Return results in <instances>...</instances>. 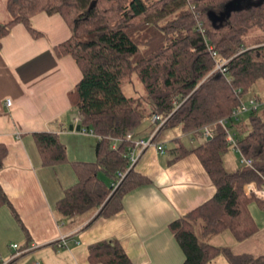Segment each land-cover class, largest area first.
<instances>
[{"label":"trees","instance_id":"16d2710c","mask_svg":"<svg viewBox=\"0 0 264 264\" xmlns=\"http://www.w3.org/2000/svg\"><path fill=\"white\" fill-rule=\"evenodd\" d=\"M230 1H7L12 19L0 24V50L3 38L17 24H24L33 37H41L32 18L42 12L60 14L72 29L73 35L54 51L59 57L71 55L81 69L82 79L70 92V100L82 128L99 137L96 161L72 162L79 181L58 201L59 214L72 218L98 210L97 217H111L122 210L123 196L147 181L130 168L133 142L127 135L137 137L148 109L151 116L157 111L168 117L158 138L174 128L204 136V126L230 117L244 95L264 81V1L246 0L243 9L214 23L210 13L220 15ZM222 61L226 71H215ZM134 75L145 90L143 99L127 96L123 90V80ZM244 115L231 119L227 129L218 124L212 136L192 149L177 139L179 154L174 160L195 153L216 186L210 200L170 225L185 252L183 264H210L220 254L228 264H264V255L235 254L207 240L230 230L243 241L259 229L250 205L257 202L264 207V201L247 194L244 185L256 180L262 186L264 117L258 110ZM229 132L254 167L226 169ZM34 137L44 164L67 161L58 134L35 132ZM8 153V146L0 143V171ZM120 172L126 175L115 188ZM5 204L10 201L0 184V207ZM89 259L93 264H133L118 240L92 244Z\"/></svg>","mask_w":264,"mask_h":264},{"label":"crops","instance_id":"0c3cea01","mask_svg":"<svg viewBox=\"0 0 264 264\" xmlns=\"http://www.w3.org/2000/svg\"><path fill=\"white\" fill-rule=\"evenodd\" d=\"M32 24L43 33L41 37H33L24 24H17L3 38L0 50V143L9 149L0 184L10 201L0 207V261L93 264L89 259L92 244L118 240L133 264H183L186 255L170 225L210 200L216 186L195 153L174 160L179 154L175 149L177 139L192 149L207 136L184 133L181 128L164 130L158 138L165 144L164 151L157 146L141 154L136 151L139 158L133 168L147 181L123 196L121 211L111 217H97L98 210L72 218L62 216L56 205L66 189L79 181L72 162L96 161L99 137L77 129L80 117L70 92L82 79V71L71 55L59 57L54 51L73 35L72 29L60 14L39 13ZM148 124L142 125L136 138L150 136L154 129L151 116ZM35 132L58 134L67 161L44 164ZM231 148L242 156L240 150ZM232 156L235 171L243 163L235 153ZM224 165L228 170L225 160ZM249 187L260 186L256 180L249 181L244 185L247 194H252ZM252 204L259 227L255 234L238 241L225 230L210 243L231 248L235 254L264 255V207ZM6 242L11 252L4 248ZM15 244L28 251L13 258ZM210 264H228V260L220 254Z\"/></svg>","mask_w":264,"mask_h":264},{"label":"built area","instance_id":"2783aa9c","mask_svg":"<svg viewBox=\"0 0 264 264\" xmlns=\"http://www.w3.org/2000/svg\"><path fill=\"white\" fill-rule=\"evenodd\" d=\"M213 55H216L215 51H213ZM225 63H226V61L220 62L217 65L215 71L225 72L226 71V68L224 67ZM11 103H12V101L8 100V105H11ZM260 106H261V101H260L259 97L254 95L249 100H247L246 102L243 101L241 103V105H239L233 111V113L231 114L230 117L223 118V119H221L218 122L213 123V124H208V125L204 126L201 129V131L203 132V134L205 136H212L213 129L218 124L222 125L224 128L227 129V125L229 124L231 119H237L241 115H244V114L249 113L251 111H257V110H259ZM151 119H152V123L154 125V129L152 130L150 136L147 139L135 138L133 133H129L127 135V139L131 140L133 142V145L130 149V158H131L130 168H132L135 165V163L137 162V160L139 158V154H137L136 151H139L141 154L145 149H147L150 146H157L161 151H164L166 148L165 144L158 140V134H159V131L166 124L168 117H163V115L161 113L156 111L151 116ZM83 130L87 131V132H91L94 134L93 131H89L85 128ZM227 140H228V144L231 145V147H233L236 150H239V148L237 147V140H236L235 135L233 133H231V132L228 133ZM241 162L244 165L254 167V163H253L252 159L245 157L243 154L241 156ZM125 175H126V173H123V172L119 173L120 179L116 182L115 188H117L120 185V183L123 180V178L125 177ZM262 179H263V181H262L261 187H249L248 191L250 193H253L256 197L264 200V177H262ZM64 243L66 244L65 240H64ZM13 248L17 249V252L13 256V258H15V257H17V256L28 251V249H22V250L18 249L17 244L13 245ZM0 264H6V262L0 261ZM33 264H42V263L37 261Z\"/></svg>","mask_w":264,"mask_h":264},{"label":"rangeland","instance_id":"374dc122","mask_svg":"<svg viewBox=\"0 0 264 264\" xmlns=\"http://www.w3.org/2000/svg\"><path fill=\"white\" fill-rule=\"evenodd\" d=\"M7 1L8 0H0V24H4V23H6L12 19V15L7 8ZM122 86H123V90L127 96H132V97L139 98V99L144 98L145 90L143 88L142 83L140 82V80L138 79V77L136 75L125 78L123 80ZM254 95L258 96L260 101H261V106L258 110V114L260 116L264 117V81L263 80H259L255 84L254 88L249 93L244 95L243 101L246 102L247 100H249ZM150 116L151 115H149V109H148V111L145 113V116H144L143 125H149L148 121H149ZM244 117H247V115H244ZM194 137L197 138L199 136L194 135ZM232 150H230L229 153H227L224 157V160L226 162V166H227L229 171L234 170V167H232L233 166L232 158L230 156L234 155V153H235L237 159L241 157V155L239 153L234 152ZM228 157H230V158H228ZM101 176L106 177L105 173H101ZM254 205L255 204H252L253 208L255 209ZM215 235H217V234H215ZM215 235L207 238V240L210 242V240H212V238ZM9 246H10V243L6 242L4 248L7 249L9 252H11L12 250H10ZM14 252H15V250H14ZM0 258H1V255H0Z\"/></svg>","mask_w":264,"mask_h":264},{"label":"water","instance_id":"95a60500","mask_svg":"<svg viewBox=\"0 0 264 264\" xmlns=\"http://www.w3.org/2000/svg\"><path fill=\"white\" fill-rule=\"evenodd\" d=\"M245 1L246 0H232L226 4L225 10L220 15H216L215 13H210L211 19H213L214 23L224 21L227 17L230 16V14L233 11L241 10L245 7ZM263 2L264 0H260ZM71 129H74V126L70 127ZM82 126L78 125L77 129L81 130Z\"/></svg>","mask_w":264,"mask_h":264}]
</instances>
